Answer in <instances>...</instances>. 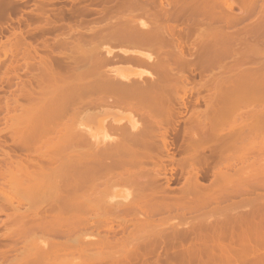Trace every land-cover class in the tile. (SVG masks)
I'll return each mask as SVG.
<instances>
[{"label": "bare ground", "instance_id": "1", "mask_svg": "<svg viewBox=\"0 0 264 264\" xmlns=\"http://www.w3.org/2000/svg\"><path fill=\"white\" fill-rule=\"evenodd\" d=\"M48 1H50V0H48ZM99 1H101V0H99ZM7 2H9V5L11 4L10 5L11 10L15 11V9H17V7H19L18 4L13 3V2H17L15 0L11 1L12 3H10V1H7V0H6V2L4 0L0 1V18H1L0 19V28L3 27V21H5L4 19H6L9 14H10L9 17H11V14H12L11 12L9 13L7 11V8L5 7L6 6L5 3L7 4ZM42 2L43 1H41V3ZM118 3H119V1L117 2V4ZM40 5L41 4L37 5L38 7H36V12H38L40 15L42 14V17H43L44 16L43 14L46 13V11H45L46 8H44L43 6H40ZM81 5H83V4H81ZM120 5L124 9L123 10L124 12H122L123 14H126L125 10L129 9V8H130L129 12L132 9H134L135 11L137 10L138 12L133 13V14H126L129 16V17L127 16L128 18L126 17V15H124L125 16L124 19H123V17H122V19H117V20H122V24L120 23L122 25L121 29L118 27V26H120L118 23H117L118 25H116V21L113 23V25L111 23L112 28H111V26H109L110 23L109 24L107 23L108 26L105 27V29L108 27L106 29L107 32H105L104 34L101 33L103 35L99 34L100 33L99 30H96L97 26H95V28H93L94 25L92 26V28L90 26V28H91L90 31L93 29L92 32L95 34L94 36L98 37V39L100 38L101 42L98 40V43H100V44L104 43L102 45H99V47L102 46V48L100 47L101 50L98 51L99 47H98L97 42L95 44L96 49H91V50H89L90 46L87 47L86 44H85V46H86L85 48L82 47V46H84V43H82L81 47L84 48L85 51H87V52H85L79 46V45H81L82 41L81 42L79 41L80 44H78V40H75V43L77 41V47L79 46V48L76 47L75 43H72V45H75L76 49L73 48L74 46H72V48L76 51H75V53L71 52V51L67 52V50L65 51V52L69 53L71 56V57H68V60L64 57L65 55H67V53H65V54L63 53V55H64L63 57H64V59H66V62L63 63V61L62 62L60 61V66H61L60 68H63V70H61V71H60V69L56 68V66L59 63V59L56 58L57 61L55 63V61H54L55 58L52 57L53 54H51L52 50L54 48L52 46L53 44L51 45L49 43H44L45 45L47 44L48 48H50L51 46L53 47L51 49V51L49 52V49L46 48L47 46L44 45L46 50L49 52L48 53L45 50L46 54H49V56H51V57H49L45 53H44L45 56L43 55V53H40L42 56L39 55L40 57L37 58L38 59L37 60V59H35L36 57H34V53L32 52L34 49L35 54H38V53H36L37 52L36 48L31 44L30 41L27 40V37H26L27 33H24L22 30H19V29H18V31L15 30L13 33V36H9V37L7 36L6 39L1 40V42H0V79L1 80L4 79L5 81H8V82L11 80L10 71L12 69L14 70L16 68V65H18L17 62L20 58V56H19L20 53L22 54V55L20 54L21 58L23 59L25 65H26V68L29 69V72L31 75L30 79H25V80L20 79L21 81H20L18 89H17L18 93L16 92L15 96L13 94L12 98L10 97V101H9V97H8V100H3V102H0V112L3 110L4 111L6 110L7 112H5V114H7L11 109L14 110V111H11L12 113H8L7 115L4 114L3 118H4L5 125L2 129H0V133H1V131L8 132V134L11 136L12 141L14 143L18 144L19 147H28L29 148V150H28L29 155H36V157L28 158L27 155H25V154H23L24 156H22L19 153H16L15 151L13 152V149L5 150V151H3V154L1 153V155H3V156L0 155V157H1L0 158V194L3 195L2 191H1V189H2L1 187H3L4 185H7V190L9 192L14 193L18 198L29 203L30 208H31V209L28 208V209H15V210H13L8 216V219L10 220L9 225H10L11 229L6 231V233L4 232L5 235H4V233L2 235L3 237L4 236L6 237V235L8 233V236H9L8 238H11L14 241V244L17 243L18 241H20L21 239H23V240H25V242H27L25 245H23V248L20 249L19 251H17L18 249H16V247L14 248V246L9 247L11 250L16 251V253H15L16 258L18 257L19 259H23V260L18 261L17 262L18 264H34V263L37 264V263H39L38 262L39 256H40V258H42V256H43V258L45 259V257L47 255H49V254H46L45 252H48V251H51L52 253L51 252H48V253L54 255L55 253L53 254V252H57V250H59V248L61 246V244H60L61 241L58 238V236L60 234H62L63 232L65 235L66 230L71 227V224H73V223L75 224V221H78V226H81L78 237H80L90 247L91 246L93 248L97 247V249L100 248V252H98L99 250H97V249H96L97 251H94L95 250V248H94L91 251L92 254H91V252H90L91 255L89 254V256L93 258V261L87 262L86 259H75L74 263H77V264H192L193 263L194 259H173V257L176 256L175 254L174 255L173 254L168 255L165 252L166 254L164 253L165 255L163 254L162 255L163 257H161L159 255V254H161V252L158 248L160 247V243L162 242L161 240L165 239L166 241H164V242L167 245L170 244L171 241H173L172 238L170 240H168V238L171 237L172 233L170 231H166L167 229L166 230L160 229L161 231L159 230V233L160 232L161 233H160V235L155 234L156 238L154 237L153 234H150V237L151 236H153V237H151L150 240H148V242H147V240L146 241L144 240L145 237L143 239L139 238V240L140 239L144 240V241H140L141 243L143 242L142 245L140 243V245H141L140 248H139L140 245L137 246V244H139V243L137 242L138 240L136 238L135 240H137V241L134 244H136V246L138 247V250L135 251L136 246L135 245L132 246L134 248L133 252L130 251V253H129V250H127V252L125 253L126 255L125 254H124L125 256L123 255L124 258L122 257L123 259H121V239H122V237L124 239L125 235L127 237V234L123 233L124 236H121L122 235V233H121V235H120L121 237H118L119 236L118 233H120V232L117 231L118 236L116 235V233H114L116 235V237H115V235L112 232L111 236L114 235V236H112V239L114 238L112 240L110 238L111 236L108 237L109 236L108 233L104 232V230L109 231V232L116 230V228L114 229L111 224H107L105 222L107 221V219H109V220L115 219V217H117V215H115V212L118 211V209L121 208V211L124 212V210H126V209L128 210L129 208H131V206H130L131 204H132V208H133L134 202L131 204L129 202L131 200L134 201L132 198H134L138 195L140 189L143 190L141 187H143V188L149 187V189L152 190L150 193H148L149 195L148 194L145 195L147 190H149L148 188L143 190L145 192L142 191V194L144 193V196H146L148 198L151 197L150 194H153V193L156 194V192L159 193V191L156 190L158 185L154 182L155 180L153 181V178H152L153 174L151 175V172L155 170V172L157 171L160 174L163 172V170L164 171L166 170V167L164 164L165 162L163 163L164 159H163V157H161L159 155V158L157 160L158 161L157 164H155V166H153L154 170L149 172V174L152 177L150 175L147 176V177H150L149 179L143 180L140 178L141 176L139 178L142 181L139 178L136 179L134 175L136 174V177H138V175H141V173H142V172L136 173L137 171L134 172L133 179H132V177L130 175H132L134 169L130 170V168H132L131 166H129V170L127 169L128 166L126 168L127 174L131 172L130 175L125 174L126 171L122 172L123 175L129 176V178L127 176H123L121 173H120L121 177L118 176L119 173H114V175L116 174L118 176V179H117V177L115 175L114 178H116V179H114L112 173L117 170L116 166H114V165L108 166L107 164H104V162H103L106 159L105 157H106L107 153L109 152L108 149L102 148L101 152H100V149H98L99 153H97L98 151H96L97 147L96 148L90 147L91 149L93 148L92 153L89 152L90 150L86 149L88 151L87 152L85 149H81L84 147V146L82 147L83 140H84V133H85V130L83 129L84 125L86 128V125L93 124V122L96 120L95 119L96 116L100 117L101 114H99V113L102 110L104 111V109L108 108L107 106H106L107 108L104 107L103 103H105V104L108 103L107 104L108 106H109V104L110 105L112 104L113 107H116V109H117V106H119V105H118V103L115 102V104H117V106H114L113 101L111 102L109 100L110 101V103H109V101L104 99V98H102L100 100L95 99L94 101L90 100L89 102H86L84 100H81L82 95L80 98L77 97V99H75V97H70V98L69 97L68 98L62 97V92H63L62 90L70 91V96H72V94H75L77 92H78L77 94H80V92L83 93V91H90L91 92V91L96 90L98 88H101L104 91V89L108 88L107 91L105 90L106 93H105V91L103 92V93H105V97H106V94H109L110 93L109 91L114 86V85L111 86L112 85L111 82H113V81L115 83L117 82V80L115 81V78L113 79V77H110L113 74L112 73L113 71L114 72L116 71V73H118L117 69L114 70V69L110 68V70H111L110 71L109 68H107V70H105V68L107 66H109L108 64L110 62H113V65L115 64V66L120 64V63L122 64L125 62V65L128 63V65H130L129 67H131L133 65L132 64V62H133L134 65H139V67H142V69H145V68H143V66H140V65H147V66L149 65L148 68L150 67L149 68L150 70L145 69L146 72H144L145 70H141V68L134 66L138 70L135 68L134 72L133 71L130 72L129 69L122 67L123 64L120 65L124 69L123 70L124 73L121 72V76H119V74L118 75L115 73L114 74H115L117 79L120 77L121 95H120L119 90L116 91L117 94L114 93L112 90L108 96V97H114V95L118 96V92H119L118 97L121 96V99L120 100L118 99V101H120L121 106L123 108H125L127 111L124 110L123 108L122 109L118 108L119 110H124V113L122 111H119V110L116 111L115 110L116 113L118 112V114H119L120 112H122L123 114H127V113H130V114L133 113L134 114V112H135V114H137V113L139 114L138 115L139 118H137L136 115H135L136 118L133 115L132 116L123 115L125 117H122V116H120L121 113L119 115L118 114L115 115V113L112 112L113 110H111L112 108L111 109L109 108L111 110L112 114H114L113 117H115V119H117V120L121 119V123L122 122L124 123V124L123 123L121 124V125H123L122 127L124 130H127L128 126H132L131 130L135 129L136 138H135V136H134V139L131 137L130 138H131V140L133 139V141L135 140L134 143H131V144L132 145L136 144V146L134 147L135 149L132 150L133 158L131 156L130 160L132 158V161H135L136 165H138V163H139V166H140L141 162L143 163V162L147 161V159L148 160H149V158L151 159V157L153 158V162H155V159H154L155 154H154V152H153V154L151 152V150L155 147L153 145H152V148H151V146L149 147V144H153L152 142L151 143L149 142V144H148L149 140L152 141L151 136L153 134V132L152 133L150 132V130L152 131V129H153L150 126V125H152L151 124L152 122H149V121L152 118L153 119L155 118V120H156V118H158L156 120V123L158 121L159 122L158 125H161L164 122L162 119H164V120L166 119L165 114H167L168 112L170 113V115H171V113H174L173 108L169 107V106H173L174 104L171 105V104H167L165 102V100L169 101V99H171V97H172V99L174 98V99L180 100L184 106L183 109L189 111V113H191V114H192V112L197 113V115L193 119V124L191 125L189 138H188L189 142L187 144V148L185 149V152L187 150V152L189 153L190 150H191V152L193 150L192 153H194L197 149L195 146L198 145L197 142L199 140H206L207 138L210 137V135L213 136L212 134H214L215 131L211 130V127L207 128V124H212V129H213L215 127V126L213 127V124L215 125L214 122H220V125L222 126L221 128H223V126L225 127L226 123H230L228 125L230 128L228 126H227V128L231 129V131L228 129V131H230L229 134L231 135V137H228L226 135L228 138H230V139H228V141L230 143L226 144V145L223 144L225 142H223L224 138L222 137L223 147L226 146L228 149H226V147H225V149H226L225 150L223 147H221V149H222L221 150V156H222L221 160H227V159L232 160L233 157L235 158V155H237V153H239L238 151L241 152V154H239V155L245 154L246 152H247V154H249L253 150V148L251 146L256 145V143H254V141L255 142L258 141V140L257 141L255 140L256 137L254 138V135L255 136L257 135L258 137H260L259 141L264 143V140H263L264 138H262V140H261V135L264 136V116H261L262 113L264 112V110H262L263 112L262 111L257 112L258 114L261 113V115L256 116L253 112V114H251V116H249V117H245L247 114H245L244 111L241 110L243 107L245 108V105H247V104L249 105V103H251V104L252 103L253 104L258 103V105H259V102H261L260 100H263L260 98L259 102H256V103H254L252 101V100L256 101L257 99H259V97H257L255 99V96H258L257 93H259L257 91L259 89L264 88V86H263L264 84H262V80H264V50L262 49V45L259 42H257V40H259L258 38L264 37V0H134V1L133 0H124ZM7 6H8V4H7ZM234 6L239 7V12L236 13L233 10ZM257 6H258L257 12L259 15H261V18H259L258 21L255 23H252L250 25H245L243 28H239V27H238V29L235 28V30L233 32H231V30H232L231 26H234L232 24H235L236 22L241 21V20L243 21V19H245L249 14H251L255 11ZM46 7H47V5H46ZM80 7L81 6L79 5V8ZM73 8L75 10V7H72V9ZM83 8H84V6H82V9ZM84 9L82 10L83 12H86L87 10H88L87 12H89V9H91V7L87 10L85 9L86 11H84ZM107 9H108V7H107ZM109 9H111V11H113L112 7H110ZM113 9H114V7H113ZM108 10H104V11H108ZM134 10H132V11H134ZM78 11H77V13H78ZM111 11H109V12H111ZM118 11H116V12L114 11L115 15H117ZM6 12H8V13H6ZM109 12H107V13L109 14ZM129 12H127V13H129ZM3 13H4V15H3ZM38 13L35 14L36 17H38ZM71 13H73V12L71 11ZM6 14H7V16H6ZM62 14L63 13H61L60 15L62 16ZM137 14H139V16ZM161 14H163L165 16V17H163L164 18L163 20H161V18H160ZM132 15H134V16H132ZM136 15L139 18H137ZM141 15H142V17H141ZM181 15H191V16H197V17L205 16L206 18L209 19V22L211 23V24L209 23L210 25H208V23H207L208 20H207V22H205L206 18H204V21L202 20L203 18L202 19L200 18V20L207 23V24H205V26H203V28L201 30H200V28H198L200 20L199 21L193 20V23L191 25L189 24V26H186L187 28L185 27L186 29H184V30H186L184 33L185 39H187V37H188L187 33L191 32V31L193 32L197 28L199 29V30L197 29L198 31H201V32H199L200 34L196 31H194V32H196L197 38L198 37L201 38L200 35L203 34V32H205L204 35L207 33V36L209 34L208 32L212 33L211 34L212 38L209 37L210 40H209V38H207V39L205 38L203 40H200V47L197 49V51H195L196 52L195 53V59H193L194 57L192 59L190 58V56L191 57L194 56V55H192V52H191V48L193 47V44H192L193 41H190V43L188 44L189 49H187V52H185L184 48H185L187 41L183 39V36H182L183 34L182 35L181 34L180 35L175 34L176 30H183L181 26H179V27L175 26V23H173V21H175ZM57 16H58V18H62V17L64 18V15L62 17L61 16L59 17V15H57ZM74 16H75V14H74ZM109 16H107L108 20L110 19ZM112 16H111V18H112ZM120 16L119 17L117 16V17L120 18ZM54 17H50V18L54 19ZM125 18H127V19L125 20ZM168 18H170V20L172 22L171 25L168 23V21H169ZM49 19H48V21H45L46 22V25L44 23L45 26L44 25H41V26L38 25L39 27L37 25H35V26L38 28L43 27V26L44 27H47V26L50 27L51 26L50 28H52L54 30L55 29L54 27H55L56 23L58 22V20L55 22V20H52V19L49 20ZM113 19H115V18L113 17ZM136 19H137V22H136L137 24H135ZM111 21H113V20H111ZM6 22H7V20H6ZM131 22H133V24H131ZM217 22L218 23L221 22V25L219 26V24H217ZM224 22L229 26H227L226 24H225L226 26H224V24H222ZM134 24H135V26H134ZM104 25H106V23H104L103 26ZM206 25H208V26H206ZM113 26H114V28H113ZM227 27L228 28L231 27V30L229 31V29H227ZM38 28H35V30L38 31L39 30ZM41 29L44 30V28H40V30ZM73 29H75V28H73ZM81 29H82V27H81ZM99 29H101V28H99ZM76 30H77V28H76ZM78 30H80V29L78 28ZM32 31H34V30H32ZM77 32H79V31H76L75 33L77 34ZM81 32L82 31H80V33ZM217 32H218V34H217ZM257 32H259L258 33L259 35L258 34L256 35ZM41 33H43V31ZM44 33H45V30H44ZM80 33H78V34H80ZM86 33L84 32L85 35H86ZM91 33H90V35H91ZM251 33L254 35H252ZM81 34L83 35V32ZM81 34L78 37V39L80 38V40H83V41L85 40V38L87 39V37H85L83 39V36ZM90 35H86V36H90ZM213 35H216L214 39H213V37H214ZM74 36H75V34H74ZM94 36H90V37L93 38ZM252 36H254V38ZM204 37H206V35ZM60 39H58V42L56 41L57 44L59 45L58 47H60V44L62 46V43H60V41H59ZM62 39H64V37ZM69 39H68V41H66V44H67V42L69 44V43H71L70 41H72V42L74 41L73 38H71L72 40H70V41H69ZM212 39L214 41L211 42ZM87 40H89V39H87ZM92 40H97V38L96 39L93 38ZM207 41H209L210 43H208ZM56 42H55V44H56ZM85 42H86V40H85ZM111 42L112 43L115 42L114 43L115 46H117V44H118L119 47L120 46L124 47L121 49V47L119 48L117 46V48H118L117 50L120 53V55H119V53H118V55H116L117 51L112 48ZM116 42H117V44H116ZM232 42H234V44ZM64 44L65 43L63 42V46H64ZM49 45H50V47H49ZM44 46L42 48H44ZM54 46L57 47V45H54ZM63 46L61 48H63ZM93 46H94V44L91 45L90 48H92ZM143 46L148 51H145V50L142 51L139 49L140 47H143ZM67 47H68V45L66 46V48ZM232 47H234L235 49L233 48L234 49L233 50ZM86 48H87V50H86ZM186 48H188V46ZM119 49L122 50L121 52L123 54H121ZM141 49H143V48H141ZM81 50H83V51L81 52ZM102 50H104V51L102 52ZM113 50L116 53H113ZM149 50L155 51L154 53H157V55L154 53H150ZM61 51L59 52L60 55H61ZM232 51H234V54H235L234 64L236 66L233 64L235 67V70H234L235 73L232 72L234 67H230V66H232V64H231V65H228V67L225 66V67H227V69L225 67H224V70L222 69L223 70L221 72L222 74H219V75L216 74V76H215V74L213 76L211 74H208V75H210L208 77L209 79H206L207 78L206 77L204 81L202 80L203 82L199 83L200 87H198L197 89H193V87L192 88L190 87L191 90L193 89L195 91L196 90L199 91L200 88H201V90L203 88V90L205 89V90L209 91V92L205 91V92L209 93V94H206L207 96H205L204 94L203 95L201 94V97L202 96H204V97H220L221 99H218V102L214 101V100H209V101L205 100V104H207V106L210 104L209 105L210 110L209 109L207 110V108H209L207 106H206L207 108H204V110L203 109L202 110L197 109L198 107H197L196 99L193 100L191 103H185V101L183 100V97H185V94L187 93V90H188L187 89L188 88L187 83H189L190 79L187 77V74H189V71H193V69H197L196 71L202 70V72H204V70H207L208 68L213 67L215 64H220V62L222 61V56L225 54H229V53L231 54ZM80 52L81 53L84 52L85 54H82L81 56H79L81 54ZM54 53H55V51H54ZM76 54L77 55L79 54V55L77 56ZM152 54H154V56L155 55L156 56L154 57ZM232 54H233V52H232ZM56 55L57 54H55V56ZM114 55H116V56H114ZM122 55H124V56H122ZM196 55L198 56L197 58H196ZM57 56H59V54ZM67 56H69V55H67ZM119 56L121 57V60H120ZM117 58H118V61L120 60L119 61L120 63L117 62V60H116ZM64 59H60V60H64ZM113 59L116 61H114ZM126 61H128V62H126ZM129 61L131 64L129 63ZM54 63L56 64V65H54V67L59 72L53 67ZM62 64H63V66H62ZM128 65H126V66H128ZM58 67H59V65H58ZM116 67H119V66H116ZM151 67H153V69L156 70V71L153 70V73L155 72L156 75L151 73V70H152ZM35 68L40 70V75L33 72V69H35ZM132 68H133V66H132ZM108 70L110 71V73ZM228 70L231 72L230 76L235 74L236 80L234 78H231L228 75L230 73V72H228ZM127 71L129 73L124 75L125 72H127ZM224 71H226L227 73H225ZM185 72H187V74H185ZM112 76H114V75H112ZM247 77H248V79H247ZM136 78H138V79H136ZM169 78H171L170 81H167ZM187 78L189 79L188 82H187ZM230 79L231 80L233 79L235 82L238 80L240 83L245 82V80H248L250 82L256 81V84L258 86L255 85L256 86L255 87L254 86L255 83L253 82L252 86H254L255 90L253 87L251 88L253 90H251L250 87L244 86V87L250 89V90H247L248 92L247 91L244 92L243 86H241V88H239V89L235 88V85H236V87L239 86V85H237V84H239V82H236L237 84H235V82L231 81ZM120 80H118V82ZM34 81L36 82L35 84H34ZM165 81L169 82L168 83L170 86L169 90H167V87H166L167 83ZM257 81L258 82L260 81V83L262 85V87L259 88L258 90H257V88L260 86V83L258 84ZM263 83H264V81H263ZM192 84L196 85L195 83H191V85ZM250 84H248V85H250ZM195 87L196 86H194V88ZM109 88H110V90H109ZM242 88H243V90H242ZM51 90H56V92H57V94H59V96L58 97H46V96H48L47 94H49V91H51ZM180 90H182L183 93H182V91L180 93ZM98 91H99V89L96 91H93L91 94H93L94 92L99 93ZM90 92L88 94H90ZM112 92L114 93V95L112 94ZM260 92H261V90H260ZM262 92H264V89ZM254 93H256L257 95H255ZM262 94H264V93H262ZM16 95L19 97L26 98L27 101L25 103L20 102L17 99ZM76 96H80V95H76ZM261 96H263V95H261ZM94 97H96V96L94 95ZM98 97H99V95H98ZM101 97H103V96H101ZM250 97L251 98L254 97V99L252 98V100H250ZM167 98H169V99H167ZM115 100H117V99H115ZM169 102H171V101H169ZM99 103H102V105ZM98 104L100 107L97 106ZM242 104H243V107L241 106ZM93 106L94 107L97 106L100 109H98L97 107L94 108ZM102 106L104 109H101ZM180 106L183 107L182 105H180ZM92 107H93V109H95V111L99 112V113L97 112L99 115L95 116V113H93L94 110L93 109L90 110ZM110 107H112V106H110ZM168 107H169V109H168ZM173 107H176V106H173ZM244 108H243V110H245ZM109 109H108V112H105V113L103 111L101 112L102 115L106 114V116L101 117L100 120H99V118H97V120L100 122V125L98 124V127L103 126V123H105L108 119L107 116L111 115V114L107 115L108 113H111L109 111ZM130 110H132L133 112ZM174 110H175V108H174ZM177 110H175V113ZM205 110H207V111H205ZM181 111H182V109H181ZM48 112L50 114H47ZM152 112L154 114L159 112V113L163 114L164 116L161 115L162 117H160L161 118L160 119L158 117V114L154 115ZM241 112H243V113H241ZM144 113H147V116H144ZM150 113H152L154 115V117H152L153 115H150ZM117 115L120 117H118ZM163 117H165V118H163ZM167 118H170L168 116V114H167ZM137 119H139V120H137ZM159 119L161 120V122L159 121ZM90 120H94V121L92 122ZM168 120L169 119H167V121ZM90 122H92V123H90ZM99 122H95V123H99ZM127 122H128V124H127ZM104 126H105V124H104ZM98 127L96 125V128L94 127V129H98ZM146 129H148V130H146ZM214 129H216V128H214ZM144 130H146V131L144 132ZM208 130L212 131V133L209 132ZM133 131H131L132 134H131L130 130L126 131L127 134L129 132V135L126 134V137L134 135ZM222 131H223V129H221V134H223ZM233 131L234 132L236 131V132L234 133ZM136 132H137V134H136ZM254 132H259V133H257V134L255 133L253 135ZM233 133H234V135H233ZM150 134H151V136H150ZM167 134H168V130L164 128L163 131H161V141L163 142L162 143L163 145H162L160 150H162L161 153H163V151H166L167 152L166 154H170L169 149L167 148V142H168V141H166ZM235 134H238V135L240 134L243 137L242 141H241L240 137L236 138V140L237 139L240 140V146L238 145L239 144L238 142H236V143L231 142V140L233 141ZM259 134H261V135L259 136ZM147 135L149 137L148 138L149 140H147V142H146L145 137H147ZM183 136H184V134H183ZM258 137H257V139H258ZM108 138H110V139H108ZM108 138L107 139H108L109 143L114 140V139L112 140L113 137L111 135H108ZM225 139H227V138L225 137ZM194 141H196L195 142V143H197L196 145L194 144ZM84 142H85V140H84ZM260 142L259 143L257 142V145H260V144L262 145V143H260ZM145 143L148 145H146ZM231 143H233V144H231ZM222 144H221V146H222ZM236 144L239 146L237 149V153L235 152V149L233 150V152H230V151H232L231 145H233V147H234ZM83 145H85V144H83ZM94 145H96V143H94ZM261 145H260V147H262L261 150L263 151L264 144L262 146ZM229 147H231V148L229 149ZM84 148H86V147H84ZM87 148H89V146ZM250 148H252V150ZM103 150H106V151H103ZM154 150L155 149H153L152 151H154ZM257 150H260V148L256 149V151ZM86 152L90 153L89 156H91V154H92V157H93V154L95 155V153H96V155L93 158L91 157V162L86 163V158L89 157L87 155L88 157L85 158ZM155 152H156V150H155ZM234 152H235V155L232 156V154H234ZM17 155H20L21 158H18ZM104 155H105V157H104ZM239 155H237V156H239ZM165 157H167V156H165ZM22 158H26L27 162L23 161ZM26 159H24V160H26ZM168 159H170V158H168ZM88 160L90 161V159H88ZM97 160H99V163L97 162ZM233 160H235V159H233ZM222 163H221L222 166L219 170L220 179H221L220 183L221 184L219 183V181H217V183H216V185L220 184L222 189L225 188V186L227 188L230 186L231 190H232V186L233 187L235 186L236 187L235 189H240V187H242V186L244 187V189L247 188V186L248 187L250 186L251 188L253 186H254L253 188H255V186H264V174H262V173H264V165H260V166H263V167H260L258 165V163H257V165L253 164L254 162L249 164V165L248 164H246V165H236L235 164L234 165V163L232 165V164H226V163L222 164ZM105 165L112 171V172H109L112 176L109 173H104L103 170L107 169V167ZM113 166L116 168L115 171H114V169H111V168H114ZM134 166H135V164H134ZM256 169H257V171H256ZM258 169H262L263 172L261 170L259 171ZM249 170H252V172L256 171L255 173H257L256 176H258V177H255L254 175H252V176H254L252 181L250 179H248L246 181L245 180V179H247L246 176H244V179H241L242 176L245 175L244 173H246ZM106 171H108V170H106ZM146 171L147 170H145V173H146ZM148 171H147V173H148ZM102 172L104 173L105 178L107 177V178H109V180L106 178L107 179L106 181H104V180L102 181L101 178L104 177ZM258 172H260V173H258ZM164 173L166 174V172H163L162 175H165ZM107 174H109V176H106ZM190 174H191V172H190ZM192 174L190 175L191 176L190 178L187 177V180H185V183L184 182L182 183V185L184 184L185 186L183 188V186L181 185V190L179 191L180 195L182 193L181 196L189 195L185 198L188 199V197H190L189 199H191V200H192L193 196H190V193L192 192L193 188L195 190L199 186V189L203 188L202 191L205 189L204 186L202 187L201 184L197 185L199 183L198 174L197 173H195L193 175ZM258 174H260V175H258ZM99 175H102V176L99 178L98 177ZM110 176L113 179H110ZM122 176H123V178L126 177L127 179H129L130 182L128 180L123 179ZM165 176H167V175H165ZM97 177L99 179H101L102 182H99L100 180H97ZM119 177H120V179H119ZM130 178L132 179V181L135 178L136 183L134 181L132 182L130 180ZM169 181H170V179H169ZM167 182H168V180H167ZM131 184H133L134 186H136V185L138 186V184H139L140 187L138 186L139 187L138 191H136L137 187H136V190H134V191H136L137 195H135L133 193V191H130L131 189H129L128 187L126 188V186H125V185H128L130 188L134 189L135 187L132 186ZM155 185H157V186H155ZM121 186H123V187L125 186V189L124 188L123 189L126 191V194L127 193L129 194V192H130L131 195H133V196L135 195L134 197L132 196V198H131L130 195H126L125 191H123L124 195L126 196L125 200H127V204L125 202L126 205L124 204V202H122V201H124V199L117 202V200H115L113 198L116 201V202H114L113 200H111L112 198H110V197H112L111 194L116 189L118 190V188H120ZM153 186H155V188ZM250 187H249V189H250ZM153 188L155 189L156 192L155 191L153 192V190H154ZM220 188H219V190H221ZM199 189H197L196 191L200 192V191H198ZM228 189H230V188H228ZM235 189L233 188V191H236ZM206 190H208V189H206ZM233 191H232V193H234ZM238 191H240V190H237V192ZM219 192H222V191H219ZM226 192H228V190H226ZM226 192H222V193H224V194H226V196H228L229 194L227 195ZM259 192H261V191H259ZM164 193H165V198H158L157 197L158 195L156 196V198H155L156 201H154L156 203L154 204L153 207H152V204H153L152 200H155V199H152V197H151L152 204L151 205L148 204L151 202L148 200L149 202L146 203V205L147 204L150 205L151 209L153 210V208L158 207V205H156V204L159 201L164 202V203H166L168 201V203L166 205H164L163 208L167 207V205L170 203L169 201H172V199H170V197L173 198V200L175 199V197H172V195L170 196L168 194L170 196L169 197L166 194L167 192H164ZM168 193H170V192H168ZM193 193L195 194V192H192L191 194L193 195ZM109 194H110V196H109ZM140 195H141V193L137 196L138 198L136 197L137 200L135 198L134 199L136 201H139L138 205H145V201L142 203V201H141L142 197L140 198ZM197 195H198V193L195 196H197ZM203 195H205V194H203ZM208 195H207V199H210L211 196L209 195L210 196L209 197ZM184 196H183V198H184ZM226 196H225V198H226ZM119 197H117V198L119 199ZM127 197H129V198L127 199ZM162 197H163V195H162ZM205 197H206V195H205ZM222 197H221V199H222ZM179 198H182V197L179 196ZM185 198H184V200H186ZM197 198L200 199V195L197 196ZM225 198L223 197V199H225ZM176 199H177L176 202H175V200L172 202L178 203L180 199H178V197H176ZM189 199H188V201H189ZM194 199H196V197ZM198 199H196V200H198ZM128 200H129V202H128ZM182 200L183 199H181V201ZM202 201H204V200H202ZM146 202H147V200H146ZM172 202L170 203V205L174 206L175 204ZM181 204L183 205V203H181ZM186 204H188V203H186ZM191 204H192V201H191ZM138 205L136 204L137 207H138ZM224 206H226V208H228L227 205H224ZM224 206H223V208H224ZM16 207H18V204H15V208ZM137 207H136V209H137ZM134 209H135V207H134ZM229 209L231 210V207H229ZM224 210L225 209H223V211ZM228 212H229V210L228 211L226 210L227 215L229 214ZM234 212L235 211H233V213ZM246 212L247 211H245L243 213V215H241V216H243L242 221H244L245 219L248 218L247 217L248 214L251 215L249 212H247V213ZM149 213H150L149 214V216H150L152 214V212H149ZM223 213L224 212H222L220 214L223 216ZM226 213H224V214H226ZM233 213H230V214L232 215ZM125 214H127V213H125ZM128 214L130 215V213H128ZM235 214H237L240 217L239 213H235ZM240 214H242V213L240 212ZM245 214H247V215H245ZM263 214H264V212H263ZM263 214L260 216H263ZM134 215H135V213L133 215L131 213V216L133 218L136 216V215L135 216ZM139 215L143 216V214L138 213L137 217H139ZM146 215L148 216V214H146ZM153 215H154V213H153ZM153 215H151L150 217L153 218L152 217ZM251 216H252V219H254L253 218L254 214ZM251 216H249V217H251ZM257 216L259 217V215H255L254 217H256V219H257ZM137 217H135V218H137ZM144 217H146V216H143L142 219ZM150 217H149V220H151ZM221 217L218 216L216 220L218 221L219 218H221ZM229 217H231V216H229ZM233 217H234V215H233ZM147 218H145L146 221H149ZM222 218L219 221V222H222V223H220V225L218 224L219 226H217L215 223L216 221H214L213 223H210L211 227L210 226L208 227V225L206 224L207 228L209 230H206L205 232H204L205 227H204V229H203V227H201L203 230L200 229L199 230L200 233H201V231H203L206 235H207V233L210 235V233L215 232L216 234H218L216 236V237H218L217 239H220L222 237V240L224 239L223 238L224 234H225V236H224L225 238H226V236L227 237L230 236L229 232H233L232 226H231L232 224H229L231 222H229V220L227 219L226 216H224L223 220H222ZM235 218L238 219V222L234 221V218H233L232 219V223L234 222L233 226L236 222H237V224L238 223L240 224V222H241L240 227L246 225L244 223L248 222L251 219V218H249V220L247 219L243 223L237 216ZM243 218H244V220H243ZM260 218H262L261 221L263 220V222L259 221L260 219L259 220L257 219V221L259 222V224H261V223L264 224V219H263L264 216L260 217ZM138 219L142 220L140 217ZM145 219H143V220H145ZM152 220L154 222L155 219H152ZM152 220H151V222H152ZM239 220H240V222H239ZM257 221H255V222H257ZM213 224H215V225H213ZM251 224H253V222L249 223V225H251ZM259 224L256 223V226H257L256 229L258 228ZM175 225L177 226V223H175ZM212 225L217 227L216 229H214V231H212V229L214 228V227H212ZM262 225H260V227ZM246 226H248V224ZM251 226L252 227H248L251 230L245 226L242 227V229H241V231L243 232V233L241 232L243 234L242 235L239 231L240 230L239 226L235 225V227H238L237 229H239V230H236L234 228V230H235L234 232H235L236 236H239L236 233V231H238V233H240L241 236L249 235L250 237L251 236L253 237L255 235L251 240L248 239V241L246 243H244L243 241H238L239 239L237 240L235 238L236 236L233 235L234 234V232H233L232 235H233V238H235V239L233 240L232 237H230V238L235 242L236 241L239 242V243H236L235 245L241 244L243 242L244 244L243 245L241 244V247L244 249L246 246V249H248L251 247L256 248V247L262 246L261 242H263V246H264V237H263L264 232H261L262 230H260V231L254 230L255 224H253ZM172 227H175V226L172 225ZM172 227H171V229L169 227L168 230L169 229L173 230ZM260 227H259V229L264 228V225L261 228ZM176 228L177 227H175L176 233H177V231L180 232L179 230H176ZM210 228H212V229H210ZM102 230H103V232H102ZM121 230H122V228H121ZM182 230H181V232H187V229L183 228ZM196 230L198 231V228L194 230V233L197 234V236H196L197 238H200L202 233L199 234L200 237H198V233H196ZM210 230H211V232L209 233ZM191 231H193V230H191ZM155 232L158 233V231H155ZM155 232H152V233H155ZM189 232L190 231L188 230L187 233H189ZM92 233H95L96 235H93ZM176 233H175V235H178V233L177 234ZM226 233H228V234L226 235ZM43 234H46V235H43ZM47 234H49V235H47ZM189 234H191V233H189ZM205 234H203L202 235L203 237H201V238H205L206 237ZM216 234H214V235H216ZM156 235H158V236H156ZM211 235L213 236V234H211ZM260 236H261V238H260ZM115 238H117V239H115ZM181 238H183V237L181 236ZM232 240H231L232 244L235 243ZM224 241H225V239L223 240V242ZM220 242H222V241L220 240ZM226 242H230V241L226 240ZM230 243H226L225 245H222V248H221L225 251V256L227 258H236L238 256L241 257L240 254L243 257V254H244V256L247 254L246 252H244L243 249H241V251H240V249L238 250L237 246H235L233 244L234 247L236 248V250H235L231 246L232 244L230 245ZM158 244H159V247L157 248ZM162 244H164V243H162ZM234 251H236V252L234 253ZM97 252L101 253L100 254L101 257L100 256L97 257V255H96ZM3 253H5V250L2 251V249H0V254H3ZM41 253H43V255ZM152 254H154V256L157 255L156 256L157 258L147 259V255L151 256ZM237 254H238V256H237ZM82 255L83 254H79L78 257H81ZM83 257H85V256L83 255ZM94 257H95V259H94ZM131 257H133V258L139 257V259H129ZM263 258H264V252L262 253V258L257 259V260L254 259L255 260V261L253 260L254 262L252 260H250V262L246 261L247 263H244L245 259H243V262H241L242 259H195V264H213L212 262L215 263L214 260L224 261L226 264H264ZM34 259H37V260L34 261ZM42 259H40V260H42ZM14 264H16V262ZM217 264H219V262Z\"/></svg>", "mask_w": 264, "mask_h": 264}, {"label": "rangeland", "instance_id": "2", "mask_svg": "<svg viewBox=\"0 0 264 264\" xmlns=\"http://www.w3.org/2000/svg\"><path fill=\"white\" fill-rule=\"evenodd\" d=\"M0 1H2V0H0ZM5 2H6V0H4ZM7 1H10V3H12L11 1H14V0H7ZM15 1H17V2H13L14 4H18V6L19 7H17V9H15V11L14 10H11L10 9V5H9V2H7V4H8V6H7V4L5 3V7L7 8V11L10 13H12L11 14V17H9V15H8V17L6 18V19H4L5 21H3V27H1L0 28V42H1V40H3V39H6V37L8 36H13V33H14V31L15 30H17L18 31V29L19 30H22L24 33H27V40L28 41H30L31 42V44L36 48V53H38V54H35V52H34V49H33V53H34V57H36L35 59H37V58H39L40 56L39 55H41L40 53H43V55L45 56V54H46V48H48V46H47V44L45 45L44 43H49V44H53L52 46L54 47H50V45H49V47L50 48H48L49 49V52L51 51V49L53 48V50H52V53L51 54H53V56L52 57H54L55 59H54V61H55V63H56V61H57V59H59V63H58V65H59V67H58V65L56 66V68L57 69H60V71L61 70H63V68H60L61 66H60V61L62 62L63 61V63L64 62H66V59L68 60V57H71L70 56V54L69 53H67V52H74L75 53V51L76 50H74V49H76V47H77V41H76V43H75V40H78V44H80V42H81V45H79L80 46V48L81 49H83L84 51H85V44L87 45V47L88 46H90L91 47V45H93L94 44V46L92 47V48H90L89 47V50H91V49H96L95 47H96V42L98 43V40L100 41V38L98 39V37H96V36H94L95 34L92 32V30L90 31V29L92 28V26H93V28H95V26H97V28H96V30H99V34H101V33H105V32H107V28L105 29V27L106 26H108L107 25V23L109 24V26H111V28H112V25H113V23L116 21V25H120V26H118L120 29H121V24H122V20H117V19H122V17H123V19H124V15H126V14H133V13H136V12H138L137 10L135 11L134 9H132V10H134V11H130L129 12V9H126L125 11V13L126 14H123L122 12H124L123 10V8L121 7V3L124 1V0H101V1H99V0H50V1H48V0H15ZM41 1H43L42 3H41ZM119 1V3L117 4V2ZM121 1V2H120ZM134 1V0H133ZM48 4H47V3ZM80 2V3H79ZM38 4H41L40 6H43L44 8H46L45 9V11H46V13H44L43 15V17H42V14L40 15L38 12H36V7H38L37 5ZM44 4V5H43ZM81 6L80 8L82 9V6H84V8L87 10V9H89L90 7H91V9H89V12H87L84 8V11H86V12H83L80 8H79V5ZM81 4H83V5H81ZM86 4V5H85ZM117 4V5H116ZM46 5H47V7H46ZM77 7H76V6ZM88 6V7H87ZM90 6V7H89ZM152 6V5H151ZM49 7V8H48ZM72 7H75V10H74V8L72 9ZM107 7H108V9L110 8V7H112V10L113 11H111V9H107ZM113 7H114V9H113ZM104 8V9H103ZM106 8V9H105ZM128 8V7H127ZM103 9V10H102ZM38 10V9H37ZM75 12H74V11ZM80 12H79V11ZM104 10H108V11H104ZM119 10V11H118ZM128 10V11H127ZM233 10L237 13V12H239V7L238 6H234L233 7ZM6 11V10H5ZM62 11V12H61ZM71 11L73 12V13H71ZM77 11H78V13H77ZM103 11V12H102ZM109 11H111V12H109ZM116 11H118L117 12V15H115V12ZM258 6H257V8L255 9V11L253 12V13H251V14H249L245 19H243V21L241 20V21H238V22H236L235 24H232V25H234V26H231L232 27V30H231V27H227V29H229V31L231 30V32H233L234 30H235V28H237L238 29V27L239 28H243L245 25H250V24H252V23H255V22H257L258 21V19L259 18H261V15H259L258 14ZM8 12H6V13H8ZM60 12V13H59ZM107 12H109V14L107 13ZM121 12V13H120ZM127 12H129V13H127ZM38 13V17H36L35 16V14H37ZM58 13V14H57ZM61 13H63L62 14V16L64 15V18L60 15ZM49 14V15H48ZM73 14V15H72ZM74 14H75V16H74ZM3 15H4V13H3ZM56 15V16H55ZM57 15H59V17L61 16L62 18H58V16ZM109 16V20L107 19L108 17L107 16ZM113 15V16H112ZM115 15V16H114ZM121 15V16H120ZM123 15V16H122ZM138 16H139V14H137ZM136 15V16H137ZM6 16H7V14H6ZM48 18H50V17H54V19H52V18H50V19H52V20H55V22L58 20V22L56 23V25H55V29L53 30L52 28H50L49 26H47V27H44L45 25H46V22L45 21H48V19L46 18V17ZM105 16V17H104ZM111 16H112V18H111ZM120 16V18H118V17ZM128 15H126V17H127ZM132 16H134V15H132ZM137 16V18H139ZM36 17V18H35ZM113 17L115 18V19H113ZM129 17V16H128ZM127 17V18H128ZM141 17H142V15H141ZM163 17H165L163 14H161L160 15V18H161V20H163L164 18ZM56 18V19H55ZM127 18H125V20L127 19ZM200 18L204 21V18H206L205 16H201V17H197V16H191V15H181V16H179L175 21H173V23H175V26H181L182 27V29L183 30H176L175 31V34L176 35H182L183 36V39L184 40H186L187 41V43H186V45L188 46V48H186L187 46L185 45V48H184V50H185V52H187V49H189V43H190V41H193V47L191 48V52H192V55H194V56H190V58L192 59L193 57V59H195V51H197V49L200 47V40H203V39H207V38H209V37H211L212 35V33H210V32H208L209 34H208V36H207V33L205 34L206 35V37H204L205 35H204V33L205 32H203V34H201L200 36H201V38L200 37H198L197 38V35H196V32H201V31H198L199 29L198 28H200V30L203 28V26H205V24H207L208 23V25H210L211 23L209 22V19L208 18H206L205 19V22H207V20H208V22L207 23H205V22H203L202 20H200ZM1 19V18H0ZM47 19V20H46ZM49 19V20H50ZM169 19V21H168V23L171 25L172 24V22H171V20H170V18H168ZM6 20H7V22H6ZM108 20V21H107ZM111 20H113V21H111ZM193 20H200V22H199V26H198V30L196 29V30H194V31H196V32H189V33H187L188 34V37H187V39H185L184 37V33H185V31L186 30H184V29H186L187 27L186 26H189V24L191 25L192 23H193ZM118 21V22H117ZM5 22V23H4ZM137 22V19H136V21H135V24H137L136 23ZM44 23H45V25H44ZM104 23H106V25H104L103 26V24ZM111 23H112V25H111ZM118 23V24H117ZM121 23V24H120ZM210 23V24H209ZM59 24V25H58ZM102 24V25H101ZM131 24H133V22H131ZM135 24H134V26H135ZM215 24V23H214ZM217 24H219V26L221 25V22H217ZM222 24H224V26H226L227 24L224 22V23H222ZM226 24V25H225ZM35 25H39V26H41V25H44L43 27H40V28H44V30H45V33H44V30H40V28H38V27H36ZM115 25V24H114ZM208 25H206V26H208ZM35 26V27H34ZM58 26V27H57ZM76 26V27H75ZM90 26H91V28H90ZM103 26V27H102ZM227 26H229V25H227ZM49 27V28H48ZM53 27V26H52ZM81 27H82V29H81ZM117 27V28H118ZM177 27V28H178ZM186 27V28H185ZM35 28H38L39 30L38 31H36L35 30ZM46 28V29H45ZM73 28H75V29H73ZM76 28H77V30H76ZM78 28L80 29V30H78ZM99 28H101V29H99ZM105 30H104V29ZM110 28V27H109ZM110 28V29H111ZM113 28H114V26H113ZM116 28V27H115ZM51 29V30H50ZM32 30H34V31H32ZM48 30V31H47ZM74 32H73V31ZM85 30V31H84ZM95 30V29H94ZM101 30V31H100ZM43 31V33H41ZM76 31H79V32H77V34L75 33ZM80 31H82L83 32V35L80 33ZM88 31V32H87ZM90 31V32H89ZM84 32L86 33V35H90V33H91V35L90 36H94L93 38L94 39H96L97 38V40H92L93 38H91L90 36H86L85 34H84ZM30 33V34H29ZM32 33V34H31ZM78 33H80L82 36H83V39L85 38V37H87V39H89V40H87L86 38H85V40H86V42H85V40L83 41V40H80V38L78 39V37L80 36V34H78ZM216 33V32H215ZM259 32H257L256 33V35L258 34ZM74 34H75V36H74ZM103 34H101V35H103ZM200 34V33H199ZM214 34V33H213ZM217 34H218V32H217ZM216 34V35H217ZM252 34V33H251ZM186 35V34H185ZM204 35V36H203ZM216 35H213L214 37H213V39L215 38V36ZM252 35H254V34H252ZM259 35V34H258ZM77 36V37H76ZM219 36V35H218ZM250 36V35H249ZM64 37V39H62ZM76 37V38H75ZM96 37V38H95ZM190 37V38H189ZM204 37V38H203ZM253 38H254V36H252ZM251 37V38H252ZM62 40H61V39ZM70 38V39H69ZM71 38H75L74 39V41L72 42V41H70V40H72ZM91 38V39H90ZM200 38V39H199ZM212 38V37H211ZM217 38V37H216ZM58 39H60L59 41H60V43H62V46H63V42L65 43L64 44V46H63V48H61L62 46H61V44H60V47H58L59 45L57 44V42H58ZM68 39H69V41L71 42V43H69L68 44V42H67V44H66V41H68ZM199 39V40H198ZM211 40V42L212 41H214V40ZM259 40H257V42H259L261 45H262V49L264 50V37L263 38H258ZM91 40V41H90ZM209 40H210V38H209ZM57 41V42H56ZM80 41V42H79ZM55 42H56V44H55ZM88 42V43H87ZM101 42V41H100ZM208 43H210L209 41H207ZM72 43H75L76 44V47H75V45H72ZM82 43H84V46H82ZM115 43V42H114ZM114 43H112L111 42V44H112V48L114 49V50H116L117 51V54L116 55H118V48H117V46H118V44H117V42H116V44H117V46H115V44ZM233 44H234V42H232ZM102 44H104V43H98V47H99V45H102ZM110 44V45H111ZM47 46L46 48H45V46ZM54 45H57V47H55ZM68 45V47L66 48V46ZM44 46V48H42ZM72 46H74L73 48H72ZM79 46L77 47V48H79ZM84 47V48H82V47ZM234 46V45H233ZM65 47V48H64ZM97 47V48H98ZM101 48H102V46H100ZM99 47V48H100ZM119 47V46H118ZM121 47V49L122 48H124V47H122V46H120ZM119 47V48H120ZM59 48V49H58ZM61 48V49H60ZM71 48V49H70ZM98 48V51H100L101 50V48L99 49ZM116 48V49H115ZM141 48H143V49H141ZM234 47H232V49H233ZM55 49V50H54ZM140 50H145V51H148V50H146V48H144V46L143 47H140L139 48ZM231 49V50H232ZM235 49V48H234ZM233 49V50H234ZM46 50V51H45ZM62 50V51H61ZM67 50V52H65ZM69 50V51H68ZM74 50V51H73ZM78 50V49H77ZM80 50V49H79ZM83 50H81V52L83 51ZM86 50H87V48H86ZM88 50V51H89ZM113 50V53H116L115 51ZM54 51H55V53H54ZM58 51V52H57ZM61 51V55H60V52ZM104 50H102V52H103ZM119 51L121 52L122 50H120L119 49ZM150 51V50H149ZM48 52V51H47ZM48 52V53H49ZM80 52V53H81ZM85 52H87V51H85ZM101 52V53H102ZM155 51H150V53H154ZM233 52V54H234V51H232ZM232 52H231V54L229 53V54H225V55H223L222 56V61L220 62V64H215L213 67H210V68H208L207 70H204V72H202V70H198V71H196L197 69H193V71H189V74H187V72H185V74H187V77L190 79V81H189V83H187L188 82V78H187V93L185 94V97H184V99H187L188 101L187 102H192L193 100H195V98H197V100H198V103H197V109H200V110H204V108H207V107H209V105L207 106V104H205V100L207 101H209V100H214V101H217L218 102V99H221L220 97H204V96H202L201 97V94L203 95H205V96H207L206 94H209V93H207V92H209V91H207V90H203V88H202V90H201V88H200V92L198 91V90H193V89H197L198 87H200V82H203L204 80H205V78L206 79H209L208 77L210 76V75H208V74H211L212 76L215 74V76H216V74L217 75H219V74H222L221 72L224 70V67L225 66H227L228 67V65H231L232 64V66H230V67H234V61H235V54L233 55L232 54ZM45 53V54H44ZM63 53L65 54V53H67V55H69V56H67V55H63ZM79 53V52H78ZM21 54V53H20ZM19 54V56H20V58H19V60H18V62H17V64L18 65H16V68L13 70H11L10 71V78H11V80L8 82V81H5L4 79H0V102H3V100H8V97H9V101H10V97L12 98V95L14 94V96H15V93L17 92V89H18V86H19V83H20V81L21 80H25V79H30L31 78V75H30V72H29V69L28 68H26V65H25V63H24V61H23V59L21 58V55ZM50 54V55H51ZM55 54H59V56H55ZM73 54V53H72ZM82 54H85L84 52L83 53H81L79 56H81ZM103 54V53H102ZM121 54H123L122 52H121ZM154 54H156L157 55V53H154ZM154 54H152L153 56H154ZM46 55H48L49 56V54H46ZM77 55V54H76ZM77 55V56H78ZM116 55H114V56H116ZM119 55H120V53H119ZM155 55V56H156ZM42 56V55H41ZM66 58V59H64V57ZM73 56V55H72ZM122 56H124V55H122ZM154 56V57H155ZM49 57H51V56H49ZM118 57V56H117ZM120 57V56H119ZM198 56L196 55V58H197ZM57 58V59H56ZM60 59H64V60H60ZM38 60V59H37ZM36 60V61H37ZM114 60V59H113ZM117 60V62L118 63H120L119 61L121 60V57H120V60L118 61V58L116 59ZM116 60H114V61H116ZM125 61V60H124ZM123 62V61H122ZM126 62H128V61H126ZM53 64V67H54V65H56V64ZM112 63V64H111ZM129 63H130V61H129ZM123 64V65H122ZM120 63V64H118V65H116V66H119V67H116L115 66V64L113 65V62H110L108 65L109 66H107L106 68H105V70H107V68H109V70H110V68L111 69H117V71H118V73H116V71L114 72L113 70V74L112 75H114V76H110V77H113V79L115 78V81L117 80V82L115 83L114 81L113 82H111V86H113L112 88H111V90H110V88H109V92L111 93V91L113 90V92L114 93H116L117 94V92L116 91H118L119 90V92L121 91V80H120V77L117 79L116 78V76H115V74H119V76H121V72L122 73H124V67L125 68H127V69H129V71L131 72V71H133L134 72V70H135V68L136 67H134V66H137V67H139V65H134V63L132 62V66H133V68H132V66L131 67H129L130 65H128V63L126 64V65H128V66H126L125 65V62L124 63ZM131 64V63H130ZM234 64V65H233ZM120 65H122V67L120 66ZM198 65V64H197ZM62 66H63V64H62ZM140 66H143V68H145L146 70H150L149 68H148V66L147 65H140ZM145 66V67H144ZM199 66V65H198ZM236 66V65H235ZM227 67H225L226 69H227ZM55 68V67H54ZM55 68V69H56ZM65 68V67H64ZM120 68V69H119ZM139 68H141V70H145V69H142V67H139ZM152 68V70H151V73L152 74H155L156 75V73L154 72L153 73V70L154 71H156L155 69H153V67H151ZM56 69V70H57ZM104 69V68H103ZM137 69V68H136ZM223 69V70H222ZM232 69V68H231ZM100 70V69H99ZM108 70V71H109ZM138 70V69H137ZM136 70V71H137ZM146 70L144 71V72H146ZM230 70V69H229ZM228 70V72H230ZM234 70H235V67L233 68V71L232 72H234ZM58 71V70H57ZM107 71V72H108ZM111 71V70H110ZM110 71H109V73H110ZM126 71V70H125ZM135 71V72H136ZM33 72L34 73H37V74H39L40 75V70H38V69H33ZM59 72V71H58ZM140 72V71H139ZM225 73H227L226 71H224ZM223 72V73H224ZM115 73V74H114ZM129 72L127 71V72H125V74L124 75H126V74H128ZM235 73V72H234ZM107 74V73H106ZM131 74V73H130ZM137 74V73H136ZM201 74V75H200ZM230 74H231V72L228 74L229 76H230ZM133 75V74H132ZM135 75V74H134ZM208 75V76H207ZM136 76V75H135ZM118 77V76H117ZM231 78H236L235 77V74L234 75H231L230 76ZM21 79V80H20ZM34 79V78H33ZM136 79H138V78H136ZM170 79L171 78H169L167 81H170ZM247 79H248V77H247ZM118 80H120L119 82H118ZM203 80V81H202ZM231 80V79H230ZM236 80V79H235ZM243 80V79H242ZM231 81H234L233 79L231 80ZM241 81V80H240ZM244 81V80H243ZM263 81L264 80H262V84H264L263 83ZM166 82V81H165ZM197 82V83H196ZM235 82V81H234ZM233 82V83H234ZM236 82H239L238 80L236 81ZM235 82V84H237ZM249 82V83H248ZM253 82L254 81H252V82H250V81H248V80H245V82H239V84H237V85H239V86H237L236 87V85H235V88H241V86H243V88H244V92L245 91H247V90H250L252 87L254 88V86L255 85H257L256 84V81L254 82L255 84H254V86H252L253 85ZM36 82L34 81V84H35ZM115 83V84H114ZM167 84V90H169V88H170V86H169V82H166ZM191 83H195L196 85H194V84H192L191 85ZM251 83V84H250ZM257 83L259 84L260 83V81L258 82L257 81ZM248 84H250V85H248ZM198 85V86H197ZM194 86H196L195 88H194ZM244 86H246V87H250V89L249 88H246V87H244ZM258 86V85H257ZM264 86V85H263ZM193 87V89L191 90V88ZM256 87V86H255ZM262 87V85H261V83H260V86L257 88V90L259 89V88H261ZM106 88V87H105ZM116 88V89H115ZM190 88V89H189ZM243 88H242V90H243ZM68 89V88H67ZM99 89V93H97V92H94L93 94H91L93 91H96V90H98ZM98 89H96V90H93V91H83V93L82 92H80V94H77V93H75V94H72V96H70V91H67V90H62L63 92H62V97H75V99H77V97H81V95H82V97H81V100H84V101H86V102H89L90 100L91 101H94L95 99H102V98H104V99H106V100H110L111 102L113 101L114 103V106H117V104H115V102L116 103H118V105L119 106H117V109H116V107H113V105L111 104H109V106L107 105V104H105V103H103L104 104V107H106L107 109H104L103 108V106L101 107V109H104V113L105 112H108V109L110 108H112L111 110H113L112 112H114L115 113V115L116 114H118V112L116 113L115 112V110L117 111V110H119V109H122L123 107L121 106V103H120V101H118V99L120 100L121 99V96L120 97H118L119 96V92H118V96L117 95H114V93L112 92V94L114 95V97H108L109 96V94H106V97H105V93H106V91H107V89L108 88H106V89H104V91H105V93H103L104 91L101 89V88H98ZM246 89V90H245ZM263 89L264 88H262V89H259L257 92H259V93H257L258 94V96H255V99L257 98V97H259V99H257L256 101L255 100H252V98L254 99V97H250V100H252L254 103H256V102H259V100H260V98L261 99H263V100H260L261 102H259V105H258V103L257 104H251V103H249V105L247 104V105H245V108L243 107V104L241 105L245 110H243V108L241 109L242 111H244V113L245 114H247L245 117H249V116H251V114H253V112H254V114L257 116V115H261V113L260 114H258L257 112H261L262 110H264V94H262V93H264V92H262L263 91ZM237 90V89H236ZM241 90V89H240ZM241 90V91H242ZM251 90H253V89H251ZM254 90H255V88H254ZM260 90H261V92H260ZM19 91V90H18ZM181 91L182 90H180V93H181ZM198 91V92H197ZM205 91H207V92H205ZM240 91V92H241ZM90 92V94H88ZM239 92V91H238ZM243 92V91H242ZM248 92V91H247ZM18 93V92H17ZM86 93V94H85ZM182 93H183V91H182ZM198 93V94H197ZM256 93H254L255 95H257ZM85 94V95H84ZM252 94V93H251ZM48 96H46V97H58L59 96V94H57V92H56V90H51V91H49V94H47ZM76 95H80V96H76ZM90 95V96H89ZM94 95L96 96V97H94ZM98 95H99V97H98ZM103 96V97H101V96ZM112 95V96H113ZM120 95H121V92H120ZM181 95V94H180ZM261 95H263V96H261ZM7 96V97H6ZM13 96V97H14ZM17 96V95H16ZM85 96V97H84ZM117 96V97H116ZM209 98V99H208ZM17 99L20 101V102H23V103H25L26 101H27V99L26 98H24V97H19V96H17ZM115 99H117V100H115ZM167 99H169V98H167ZM110 101H109V103H110ZM118 101V102H117ZM168 100H165V102L167 103V104H174L173 106H176V107H173V106H169V107H171V108H173V111H174V113H171V115H170V113L168 112L167 114H168V116L170 117V118H167V114H165L166 115V119L164 120V119H162L163 121V123L161 124V125H158V121H157V123H156V120L158 119V118H156V120H155V118L153 119H149L150 121L149 122H152L151 124L152 125H150L153 129H152V131L150 130V132L152 133L153 132V134H152V136H151V134H150V136H151V140L152 141H150L148 138V135H147V137H145V141L147 142V140H149L148 141V144H149V142L151 143H153V144H149V147L151 146V148H152V145L155 147V148H153V149H155L156 150V152H155V150L154 151H152L151 150V152H152V154H153V152H154V159H155V162H153V158L151 157V159L149 158V160L147 159V161H145V162H141V165L139 166V163H138V165H136V163H135V161H132V158H133V152H132V150L133 149H135L134 147L136 146V144L134 145H132L131 143H134V141H133V139H134V136H135V138H136V135H135V129H133V130H131V127L132 126H128V128H127V130H124L123 129V125H121L122 123H121V119L120 120H117V119H115V117H113L114 116V114H112V112H111V110L109 109V111L111 112V113H108L107 115H109V114H111V115H109V116H107V121L105 122V123H103V126H100V127H98V124L100 125V122L97 120V118H99V120H100V118L101 117H103V116H106V114H104V115H102V111L99 113L98 111H95V109H93V107L90 109V110H94L93 111V113H95V116L96 115H99V114H101L100 115V117L99 116H96V120L94 121V120H90V121H94L93 122V124H90V125H86V128H85V125H84V130H85V133H84V140H85V142H84V140H83V144H85V145H83L82 144V147L84 146V147H86V148H81V149H87V150H90L89 152H91L92 153V149L93 148H96L97 150L96 151H98L97 153H99V150L98 149H100V152L102 151V148L103 149H108L109 150V152L107 153V155H106V157H105V155H104V157L106 158L103 162H104V164H107L108 166L109 165H114V166H116V168H117V170L115 171V167L114 168H111V169H114V171L115 172H113L112 173V175H113V178H114V176L116 175H114V173H119V175L118 176H120L121 174H122V172L124 171H126V173L125 174H127V169L129 170V166H131L132 168H130V170L131 169H134V171H133V173H132V175H130V173H128L131 177H132V179H133V175H134V172H136V173H141V175H138V177H136V174L134 175L135 176V178L137 179V178H139L140 176V178L141 179H143V180H147V179H149L150 177H147V176H149L150 174H149V172H151L152 170H154V167L153 166H155V164H157V160H158V158H159V155L161 156V157H163V163L165 164V167H166V170L164 171L163 170V172H166V174L165 175H167V176H165V175H162L163 174V172L162 173H158L157 171L155 172V170L154 171H152L151 172V175L153 176H151L152 178H153V181L158 185V187L156 188V190L157 191H159V193L158 192H156L155 191V186H157V185H155V186H153L154 188V190H153V192L155 191L156 192V194H150L151 195V197H152V199H155L156 198V196L158 197V198H165V193L164 192H167L166 194H167V196H171L172 195V197H175V202H176V197H178V199H180L179 200V202L178 203H174V202H172V201H174L173 200V198H171L170 196V199H172V201H169L170 203L172 202V203H174L175 205L174 206H171L170 205V203L167 205V207H164L163 208V206L164 205H166L167 203H168V201L166 202V203H164V202H160L158 199V203L156 204V205H158V209L157 208H153V210L151 209V204H152V201H153V204H152V207L154 206V204L156 203V202H154V201H156V199L155 200H152L151 201V197L150 198H148V197H146V196H144V193L142 194V191L143 190H145V189H149V187H147V188H143V187H141L143 190H139V193H138V195L141 193V195H140V198L142 197V199H141V201H142V203L145 201V205H138L139 204V201H136L137 199H136V197L138 196L137 195V193H136V191H138V189H139V184H138V186L136 185V186H134L133 184H131L132 186H134L135 188L134 189H132V188H130L128 185H125L126 186V188L128 187L129 189H131L130 191H133V193L135 194V195H137L136 197H134L133 195H131L130 194V192H129V194L127 193L126 194V191L124 190L125 189V186L123 187V186H121L120 188H118V190L116 189L112 194H111V196L112 197H110V198H112L111 200H113L114 202H116L115 200H117V202H119V201H121V200H123L124 199V201H122V202H124V204H125V202H126V204H127V200H125L126 199V196L124 195V192L123 191H125V194L126 195H130L131 196V198H132V196L136 199H134V198H132L134 201H130L129 202V200L131 199H129L128 200V202L131 204V203H133V208H132V204L130 205L131 206V208H129L128 210L126 209V210H124V212H122L121 211V208L120 209H118V211H116L115 212V215H117V217H115V219H111V220H109V219H107V221L105 222V223H107V224H111L112 226H113V228L115 229L116 228V230H114V231H105L104 230V232H107L108 233V237H110L111 236V234H112V232H113V234L114 233H116V235H117V233L118 232H120V233H118L119 234V236L118 237H121V236H124V234H127V237H126V235L124 236L125 238L123 239V237H122V239H121V259H123L124 258V256L126 255L125 253L127 252V250H129V253H130V251H132L133 252V250H134V248L132 247V246H136V244H134V243H136V241L139 243V244H137V246L138 245H140V241H146L147 240V242H148V240H150V238L151 237H153V236H151L150 237V234H153L154 235V237H155V234H158V235H160V233H159V230L161 229V230H166V231H170L172 234H171V237L170 238H168V240H170L171 238H172V240L173 241H171L170 242V244H166L164 241H166L165 239H163V240H161L160 242V247H159V244H158V246H157V248L160 250V252H161V254H159L161 257H163L162 255L166 252L168 255H171V254H175L176 256L175 257H173V259H194L193 260V263L192 264H195V259H242V261L241 262H243V259H245L244 261V263H247V262H250V260H257V259H261L262 258V253L264 252V246H263V242H261V245L262 246H259V247H256V248H248V249H246V246H245V248L243 249L242 247H241V244L243 245L244 243H246L247 241H248V239L249 240H251L253 237L251 236H249V235H246V236H241V234L243 233L242 231H241V229H242V227H252L251 225H253V224H255V228H254V230H262L261 232H264L263 230H264V228H261L264 224L263 223H261V224H259V222L257 221V219L259 220V221H261V219L262 218H260V217H263L264 216V214H263V212H264V186H255V188H251L250 186V189H249V187L247 186V188H245L244 189V187L242 186V187H240V189H235L236 187L234 186H232V190H231V187L229 186L228 188H230V189H228L226 186H225V188H223L222 189V187H221V183H220V172H219V170H220V168H221V163L223 162V163H226V164H232L233 165V163H234V165L236 164V165H246V164H251V163H253V164H256L257 165V163H258V165L260 166V165H264V148H263V151L261 150L262 149V147H260V145H257V142L259 143L260 141V137H258L257 135L255 136L254 134L256 133H259V132H254L253 133V135H254V138L256 137V141L257 142H255L254 141V143H256V145H253V146H251L252 148H253V150H252V148H250L249 150L251 151H249L250 153L249 154H247V152L245 153V154H242V155H239V154H241V152L240 151H238L239 153H237V149H238V147L240 146V140H236V138L238 137H240V139H241V141L243 140V137L239 134H235V137L233 136L234 135V133L236 132H234L233 133V137L235 138H233V141L231 140V142H233V143H236V142H238L239 144V146L236 144L234 147H233V145H231L232 146V151H230V152H233V150L235 149V152L237 153V155H239V156H237V155H235V152H234V154H232V156L233 155H235V158L233 157V159H235V160H221V158H222V156H221V147H223V144H229L230 142L228 141V139H230V138H228V137H231V135L229 134V132L231 131V129H229L230 127L228 126L230 123H226V126L224 127L223 126V128H221L222 126L220 125V122H214L215 123V125L213 124V127L214 128H216V129H212V124H207V128H210L211 127V130H214L215 132H214V134H212L213 136H211L210 135V137L209 138H207L206 140H197L198 142V145H196L197 143H195L196 141H194V144L196 145L195 147L197 148L196 149V151L194 152V153H192L193 152V150H192V152H191V150L189 151V153L187 152V150H186V152H185V149L187 148V144H188V138H189V133H190V129H191V125L193 124V119H194V117L197 115V113H193L192 112V114L191 113H189V111H187V110H185V109H183L184 108V106H183V104H182V102L180 101V100H177V99H172V97H171V99H169V101H171V102H167ZM99 104H101L102 105V103H99ZM99 104L97 105V106H99ZM177 104V105H176ZM179 104V105H178ZM180 105H182L183 107H181ZM51 106V105H50ZM97 106H95L94 108H96ZM110 106H112V107H110ZM207 106V107H206ZM218 106V105H217ZM100 107V106H99ZM99 107H97L98 109H100ZM169 107H168V109H169ZM180 107V108H179ZM51 108V107H50ZM119 108V109H118ZM174 108H175V110H177L176 111V113H175V110H174ZM97 109V110H98ZM124 110H126L125 108H123ZM181 109H182V111H181ZM210 110V107L209 108H207V110ZM239 109V108H238ZM106 110V111H105ZM124 110H119V111H122L123 113H124ZM207 110H205V111H207ZM240 110V109H239ZM11 111H14V110H10L8 113H12ZM127 111V110H126ZM130 111H132V110H130ZM179 111V112H178ZM5 112H7L6 110L4 111H1L0 112V129H2L3 127H4V125H5V123H4V114H5ZM99 114H98V113ZM122 112H120L121 113V115L120 116H122V117H125V116H128V115H130V116H137V118H139L138 117V113L137 114H135V112H134V114L132 113V114H130V113H127V114H123ZM133 112V111H132ZM172 112V111H171ZM256 112V113H255ZM263 112V111H262ZM7 113V114H8ZM119 113V114H120ZM153 113V112H152ZM152 113H150V115H153ZM241 113H243V112H241ZM7 114H5V115H7ZM47 114H50L49 112L47 113ZM118 114V115H119ZM155 114H158V117L160 118V117H162V116H164L163 114H161V113H159V112H157V113H155ZM154 114V115H155ZM85 115V114H84ZM117 115V116H118ZM123 115H125V116H123ZM154 115L152 116V117H154ZM162 115V116H161ZM120 116H118V117H120ZM136 116H135V118H136ZM144 116H147V113H144ZM261 116H264V112L262 113V115ZM117 117V118H118ZM149 117V116H148ZM163 118H165V117H163ZM161 119V118H160ZM159 119V121L161 122V120ZM167 119H169L168 121H167ZM130 120V119H129ZM137 120H139V119H137ZM148 121V120H147ZM92 122H90V123H92ZM95 122H99V123H95ZM137 122V121H136ZM95 124V125H94ZM104 124H105V126H104ZM124 124V123H123ZM127 124H128V122H127ZM93 127H92V126ZM96 125H97V127H98V129H94V127L96 128ZM217 125V126H216ZM227 126L229 127V128H227ZM167 129L168 130V134H167V136H166V141H168L167 142V148L169 149V153L170 154H166L167 152L166 151H163V153H161L162 152V150H160L161 149V147H162V141H161V131H163V129ZM150 129V128H149ZM221 129H223V131H222V133L223 134H221ZM228 129L230 130V131H228ZM128 130H130V132L131 131H133L134 132V135H132V136H127L126 137V131H128ZM146 130H148V129H146ZM146 130H144V132L146 131ZM209 132H211L212 133V131H210V130H208ZM184 134V136H183V134ZM232 133V132H231ZM131 134H132V132H131ZM136 134H137V132H136ZM186 134V135H185ZM263 134V133H262ZM108 135H111L113 138H112V140L113 141H111L110 143H109V141H108V139H110V138H108ZM127 135H129V132H128V134ZM222 135V136H221ZM224 135V136H223ZM228 137H227V136ZM230 135V136H229ZM252 135V136H253ZM261 134H259V136H260ZM146 136V135H145ZM133 138L132 140H131V138ZM222 137L224 138L223 140V142H225V143H223L222 144ZM225 137L227 138V139H225ZM257 137H258V139H257ZM108 138V139H107ZM168 138V139H167ZM253 138V139H254ZM262 138H264V136H262L261 135V140H262ZM264 140V139H263ZM90 141V142H89ZM133 141V142H132ZM144 141V142H145ZM91 145H90V144ZM94 143H96V145H94ZM233 143H231V144H233ZM260 143H262V145L264 144L263 142H260ZM89 144V145H88ZM146 144V143H145ZM148 144H146V145H148ZM221 144H222V146H221ZM94 145V146H93ZM224 145V146H225ZM261 145V146H262ZM89 146V148H87ZM99 146V147H98ZM90 147H93L92 149L90 148ZM226 147V146H225ZM225 147H223L224 149H225ZM236 147V148H235ZM264 147V146H263ZM34 148V147H33ZM157 148V149H156ZM231 147H229V149H230ZM255 148V149H254ZM260 148V150H257L256 151V149H259ZM10 149H13V152L15 151L16 153H19L20 155H22V156H24L23 154H25V155H27V157L28 158H31V157H36V155H29V148L28 147H19V145L18 144H16V143H14L13 141H12V138H11V136L8 134V132H6V131H1V133H0V155H1V153L3 154V151H5V150H10ZM32 149V148H31ZM226 149H228L227 147H226ZM225 149V150H226ZM86 150V151H87ZM107 150V151H108ZM94 151V150H93ZM95 151V152H96ZM103 151H106V150H103ZM88 152V151H87ZM86 152V154H85V158L86 157H88L89 155H90V153H87ZM104 153V152H103ZM151 154V155H152ZM20 155H17V157L18 158H21V156ZM88 155V156H87ZM95 155H96V153H95ZM94 154H93V157L95 156ZM98 155V154H97ZM169 155V156H168ZM1 156H3V155H1ZM132 156V158H131V160H130V157ZM165 156H167V157H165ZM171 156V157H170ZM190 156V157H189ZM91 157H92V154H91V156H89L88 158H86V163H88V162H91ZM92 157V158H93ZM98 157V156H97ZM173 157V158H172ZM1 158V157H0ZM100 158V157H99ZM168 158H170V159H168ZM24 159H26V158H22V160L23 161H25V162H27V159L26 160H24ZM88 159H90V161L88 160ZM96 162V161H95ZM97 162L99 163V160H97ZM133 162V163H132ZM102 163V162H101ZM222 163V164H223ZM134 164H135V166H134ZM106 166V165H105ZM127 166H128V168H127ZM134 166V167H133ZM107 167V166H106ZM121 167V168H120ZM153 167V168H152ZM260 167H263V166H260ZM127 168V169H126ZM126 169V170H125ZM106 170H108V171H106ZM145 170H149L148 171V173H147V171H146V173H145ZM259 171L261 170L262 172H263V170L262 169H258ZM104 171V173H109V172H112L108 167H107V169H105V170H103ZM106 171V172H105ZM256 171H257V169H256ZM255 171V172H256ZM129 172V171H128ZM169 172V173H168ZM190 172H191V174L193 173V174H195V173H197L198 174V180H199V183L197 184V185H199V184H201L202 185V187L204 186V190L202 191V189L200 188L199 189V186H198V188L197 189H199L198 191H200V192H197L196 190L197 189H195L194 190V188H193V190H192V192H195V194L193 193V195L190 193V196H193L192 197V200L191 199H189L190 197H188V199H189V201H188V199L187 198H185V197H187V196H189V195H183L184 196V198L187 200H184V198H183V196H181L182 195V193H181V195H180V193H179V191L181 190V185H182V183L184 182L185 183V180H187V177H191L190 175ZM254 171L252 172V170H249V171H247L246 173H244L245 175H243L242 176V178L241 179H244V176H246V178L247 179H245L246 181L248 180V179H250L251 181L253 180V178H254V176L255 177H258V176H256L257 175V173H255ZM261 172V173H262ZM103 173V172H102ZM101 173V174H102ZM104 173H103V175H104ZM121 173V174H120ZM258 173H260V172H258ZM110 174V173H109ZM109 174H107L106 176H109ZM127 174V175H128ZM169 174V175H168ZM190 174V175H189ZM192 174V175H193ZM262 174H264V173H262ZM261 174V175H262ZM111 175V174H110ZM111 175V176H112ZM123 175V174H122ZM127 175H123V176H127ZM172 175V176H171ZM251 175V176H250ZM252 175H254V176H252ZM258 175H260V174H258ZM102 175H99L98 177L100 178ZM111 176H110V179H113V178H111ZM118 176L116 175V177H117V179H118ZM123 176H122V178H123ZM165 176V177H164ZM97 177V180H100L99 182H102L103 180L104 181H106L107 179L109 180V178H105V175H104V177H102L101 179H102V181H101V179H99ZM121 177V176H120ZM120 177H119V179H120ZM128 178H129V176H127ZM135 178H134V182L136 181L135 180ZM139 178V179H140ZM151 178V179H152ZM188 178V179H189ZM114 179H116V178H114ZM123 179H125V180H128L129 181V179H127L126 177H124ZM132 179L130 178V180L132 181ZM140 179V180H141ZM169 179H170V181H169ZM124 180V181H125ZM139 180V181H140ZM167 180H168V182H167ZM263 180V179H262ZM132 181V182H133ZM142 181V180H141ZM217 181H219V183L220 184H217L216 185V183H217ZM130 182V181H129ZM138 182V181H137ZM136 183V182H135ZM128 184V183H127ZM130 185V184H129ZM200 185V186H201ZM183 186V188H184V184L182 185ZM102 187V186H101ZM136 187H137V190H136ZM180 187V188H179ZM221 189V190H219V188ZM246 187V186H245ZM257 187V188H256ZM2 189H1V191H2V193H3V195L2 194H0V249H2V251H4L5 250V253H3V254H0V264H14L15 262H16V264H18L17 262L18 261H20V260H23V259H19L18 257L16 258V251H13V250H11L9 247L11 246H14V248L16 247V249H18L17 251H19L20 249H22L23 248V245H25L27 242H25V240H23V239H21L20 241H18L17 243H15L14 244V241L11 239V238H8L9 236H8V233H7V235H6V237L4 236H2L3 235V233L5 232L6 233V231H8L9 229H11L10 228V225H9V222H10V220L8 219V216H9V214L13 211V210H15V209H31L30 208V205H29V203H27L26 201H23V200H21L20 198H18L14 193H11V192H9L8 190H7V185H4L3 187H1ZM124 188V189H123ZM227 188V189H226ZM233 188L236 190V191H233ZM206 189H208V190H206ZM228 190V192H226V190ZM134 190H136V191H134ZM225 190V191H224ZM237 190H240V191H238L237 192ZM152 190L151 189H149V190H147V192L145 193V195L146 194H148V193H150ZM183 191V190H182ZM202 191V192H201ZM219 191H222V192H226L227 193V195L228 196H226V194H224V193H222V192H219ZM232 191L234 192V193H232ZM259 191H261V192H259ZM123 192V193H122ZM143 192H145V191H143ZM168 192H170V193H168ZM198 193V195L197 196H199L200 195V199H198L197 198V196H195L197 193ZM205 192V193H204ZM158 193V194H157ZM221 193V194H220ZM259 193V194H258ZM263 193V194H262ZM169 194V195H168ZM203 194H205L206 195V197H205V195H203ZM211 196H209V195ZM124 195V196H123ZM149 195V194H148ZM162 195H163V197H162ZM180 197H182V198H179V196ZM207 195L210 197V199H207ZM221 195V196H220ZM224 195V196H223ZM109 196H110V194H109ZM120 196V197H119ZM202 196V197H201ZM204 196V197H203ZM225 198V196H226V198L225 199H223V197ZM117 197H119V199L117 198ZM124 197V198H123ZM196 197V199H198V200H196V199H194ZM208 197V198H209ZM221 197H222V199H221ZM115 200H114V199ZM129 197H127V199H128ZM138 198V197H137ZM202 198V199H201ZM205 198V199H204ZM169 199V198H168ZM181 199H183L182 201H181ZM140 200V199H139ZM146 200H147V202H146ZM151 201L150 203H148L149 201ZM192 201V204H191V201ZM201 200V201H200ZM202 200H204V201H202ZM206 200V201H205ZM140 201V202H141ZM128 203V204H129ZM138 205V207L136 206V204ZM146 203H148V204H150V205H146ZM181 203H183V205L181 204ZM186 203H188V204H186ZM15 204H18V207H16L15 208ZM125 204V205H126ZM141 204V203H140ZM162 204V205H161ZM180 204V205H179ZM191 204V205H190ZM122 205V204H121ZM224 205H227L228 206V208H226V206H224ZM123 206V205H122ZM141 206V207H140ZM145 206V207H144ZM150 206V207H149ZM162 208H161V207ZM223 206H224V208H223ZM134 207H135V209H134ZM136 207H137V209H136ZM144 207V208H143ZM229 207H231V210L229 209ZM148 208V209H147ZM225 209L224 211H223V209ZM132 211H131V210ZM135 210V211H134ZM226 210L228 211L229 210V214L227 215V213H226ZM233 211H235L234 213H233ZM237 211V212H236ZM245 211H247V212H249L251 215H253L254 214V216L255 215H259V217L257 216V219H256V217H254L253 216V218L254 219H252V216L251 215H247V214H245V215H247V219L249 220V218H251L249 221L252 223L253 222V224H251V225H249V223L248 222H246V223H244V221L245 220H247V219H245L244 220V218L246 217L245 215V217L243 218V220L244 221H242V217L243 216H241V215H243V213L245 212ZM149 212H152V214L151 215H153V213H154V215L152 216L153 218H151L150 216H149ZM222 212H224V213H226V214H224L223 213V216L220 214V213H222ZM240 212L242 213V214H240ZM246 212V213H247ZM125 213H130V215L128 214H125ZM131 213H132V215L135 213V217H137V214L139 213V214H143V216H146V217H144L143 219H145V218H147L148 220H149V217L151 218V220L152 219H157L156 221L154 220V222H153V220H152V222H151V220H149V221H146V219L145 220H143L142 219V215H139V217L142 219V220H140V219H138L139 217H137V218H133L132 216H131ZM148 214V216L146 215V214ZM230 213H233L232 215L230 214ZM235 213H239V215H240V217L237 215V214H235ZM145 214V215H144ZM220 214V215H219ZM263 214V216H260V215H262ZM233 215H234V217H233ZM142 216V217H141ZM223 217L224 218V216H226L227 217V219L229 220V222H231V223H229V224H232L231 226H232V231L234 232L235 230H234V228L236 229V230H239V229H237L238 227H235V225H238L239 226V228H240V233H238V231H236V233L239 235V236H236L235 235V232H234V234H233V232H229L230 233V236H228L229 238L230 237H232V239L234 240L235 238L238 240V241H243L241 244H237V245H235L236 243H239L238 241H233L231 238L229 239L227 236H226V238L224 237L225 236V234L223 235V238L225 239V241L223 242V240H222V237L220 238V239H217L218 237H216L218 234H216L215 232H213V233H210L211 232V230L209 231V233H210V235L211 234H213V236L211 235H209L207 232V235L204 233L206 230H209L208 228H207V225H208V227L210 226V223H213L214 221H216L215 223H216V225L217 226H219L220 225V223H222V222H219L220 220H221V218H219V220L217 221L216 219H217V217ZM229 216H231V217H229ZM238 217L244 224H248V226H246V225H244V226H241L240 227V225H241V222H240V220H239V222H240V224L238 223L237 224V222H238V219H236L235 217ZM249 216H251V217H249ZM108 218V217H107ZM117 218V219H116ZM223 218H222V220H223ZM234 218V221H237L235 224H234V226H233V223H232V219ZM264 219V218H263ZM252 220V221H251ZM254 220V221H253ZM255 221H257V222H255ZM177 223V226L175 225V223ZM218 222V223H217ZM261 222H263V220L261 221ZM256 223H258L259 224V226H258V228L256 229ZM207 224V225H206ZM219 224V225H218ZM263 224V225H262ZM172 225L173 226H175V227H177L176 228V230H179L180 232H178L177 231V233H178V235H175V233H176V231H175V227H172ZM213 225H215V224H213ZM212 225V227H214L213 229L212 228H210V229H212V231H214V229H216L217 227H215V226H213ZM260 225H262L261 227H260ZM170 227V229H171V227H172V229L173 230H168V228ZM201 227H203V229H204V227H205V229H204V232L203 231H201V233H202V235L203 234H205V238H201V237H203L202 235H201V237L199 236V234H201L200 233V229H202ZM211 227V226H210ZM259 227L261 228V229H259ZM121 228H122V230H121ZM187 229V232H188V230L190 231L189 233H191V234H189V233H187V232H181V230L182 229ZM198 228V231L196 230V233H198V237H200V238H197L196 236H197V234H195L194 233V230L195 229H197ZM246 228V229H247ZM252 228V229H253ZM80 229H81V226H78V221H75V224L73 223V224H71V227L70 228H68L67 230H66V233H65V235H64V232L62 233V234H60L59 236H58V238L60 239V241H61V246H60V248H59V250H57V252H53V254L54 255H52V254H50V253H48V252H51V251H48V252H45L46 254H49V255H47L46 257H45V259L43 258V256H42V258H40V256H39V259H38V262L39 263H37V264H77V263H74L75 262V259H86V261L88 262V261H93V258L92 257H90L89 256V254H90V252L95 248H93L92 246L90 247L89 245H87L86 244V242H84L80 237H78V234H79V231H80ZM118 229V230H117ZM181 229V230H180ZM202 229V230H203ZM248 229H250V228H248ZM160 230V231H161ZM191 230H193V231H191ZM245 230V229H244ZM251 230V229H250ZM118 231V232H117ZM155 231H158V233L157 232H155ZM183 231V230H182ZM185 231V230H184ZM102 232H103V230H102ZM152 232H155V233H152ZM164 232V231H163ZM193 232V233H192ZM260 232V233H261ZM5 233H4V235H5ZM121 233H122V235H121ZM124 233V234H123ZM176 233V234H177ZM93 235H96L95 233H92ZM189 234V235H188ZM214 234H216V235H214ZM228 233H226V235H227ZM234 236H236L235 238H233V235ZM43 235H46V234H43ZM47 235H49V234H47ZM89 235V234H88ZM115 235V234H114ZM114 235H112V236H114ZM116 235H115V237H116ZM121 235V236H120ZM149 235V236H148ZM158 235H156V236H158ZM232 235V236H231ZM243 235V234H242ZM262 235V234H261ZM264 235V234H263ZM112 236L110 237L111 239H112ZM180 238H179V237ZM181 236L183 237V238H181ZM146 239H145V238ZM264 237V236H263ZM137 238V240H135ZM139 238H141V239H143L144 238V240H139ZM156 238V237H155ZM166 238V237H165ZM228 238V239H227ZM260 238H261V236H260ZM114 239V238H113ZM112 239V240H113ZM115 239H117V238H115ZM126 239V240H125ZM154 239V238H153ZM184 239V240H183ZM123 240V241H122ZM220 240L222 241V242H220ZM226 240L227 241H230L231 242V240L233 241V242H235V243H233L235 246H237V249L239 250L240 249V251H241V249H243L244 250V252H246L247 254L244 256V254H243V257H242V255L240 254V256L241 257H239L238 256V254H237V256L238 257H236V258H227L226 256H225V251L223 250V249H221L222 248V245H225L226 243H230V242H226ZM59 241V242H60ZM143 243V242H142ZM142 243H141V245H142ZM162 243H164V244H162ZM232 244V242L230 243V245ZM231 245L235 250H236V248L234 247V245ZM141 245L139 246V248L141 247ZM157 245V244H156ZM135 247L136 248V250L135 251H137L138 250V247ZM240 247V248H239ZM261 247V248H260ZM131 248V249H130ZM133 248V249H132ZM15 249V250H16ZM97 247L95 248V250L94 251H97V250H99L98 252H100V248H98L97 250ZM158 251V250H157ZM97 252V253H98ZM236 251H234V253H235ZM52 253V252H51ZM96 253V255H97V257L98 256H100V254L101 253H98L97 254ZM128 253V254H129ZM159 253V252H158ZM165 253V254H166ZM42 255H43V253H41ZM40 254V255H41ZM79 254H83L85 257H83V255L81 256V257H78V255ZM91 254H92V252H91ZM90 254V255H91ZM125 254V255H124ZM164 254V255H165ZM45 255V254H44ZM53 257H52V256ZM124 255V256H123ZM156 255V254H155ZM235 255V254H234ZM51 256V257H50ZM157 256V255H156ZM156 256H154V254H152L151 256H148L147 255V259H155V258H157ZM261 258H260V257ZM96 257V258H97ZM101 257V256H100ZM123 257V258H122ZM40 259H42V260H40ZM94 259H95V257H94ZM99 259V258H98ZM127 259V258H126ZM129 259H139V257L138 258H133V257H131V258H129ZM146 259V258H145ZM264 259V258H263ZM35 260H37V259H34V261ZM254 260V261H255ZM33 261V262H34ZM84 261V260H83ZM215 261V263L214 262H212L213 264H217L218 262H219V264H224L225 262L224 261H217V260H214ZM217 261V262H216ZM247 261V262H246ZM253 261V262H254ZM32 262V263H33ZM34 264H36V263H34ZM226 264V263H225Z\"/></svg>", "mask_w": 264, "mask_h": 264}, {"label": "flooded vegetation", "instance_id": "3", "mask_svg": "<svg viewBox=\"0 0 264 264\" xmlns=\"http://www.w3.org/2000/svg\"><path fill=\"white\" fill-rule=\"evenodd\" d=\"M195 99H196V101H197V103H198L197 98H195ZM183 100L185 101V103H191V102H187L188 100H187V99H184V97H183Z\"/></svg>", "mask_w": 264, "mask_h": 264}]
</instances>
